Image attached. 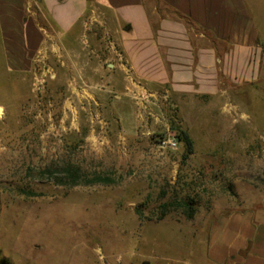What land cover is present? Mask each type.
I'll return each instance as SVG.
<instances>
[{
    "label": "rangeland",
    "instance_id": "1",
    "mask_svg": "<svg viewBox=\"0 0 264 264\" xmlns=\"http://www.w3.org/2000/svg\"><path fill=\"white\" fill-rule=\"evenodd\" d=\"M258 26L264 42V0ZM117 38L92 4L0 116V264H225L234 230L215 241L214 223L234 211L264 221V53L254 82L176 98L113 74ZM179 129L194 139L187 158ZM69 164L113 182L58 184Z\"/></svg>",
    "mask_w": 264,
    "mask_h": 264
},
{
    "label": "crops",
    "instance_id": "2",
    "mask_svg": "<svg viewBox=\"0 0 264 264\" xmlns=\"http://www.w3.org/2000/svg\"><path fill=\"white\" fill-rule=\"evenodd\" d=\"M156 1L163 8L151 0H0V94L9 95H0V106L7 110L21 99V86L49 41L74 36L95 3L114 16L118 49L108 65L139 91L158 87L176 98L204 100L226 92L227 84L257 80L264 53L261 0ZM229 227L230 251L219 261L264 264V221L234 211L214 223L220 231L214 240Z\"/></svg>",
    "mask_w": 264,
    "mask_h": 264
},
{
    "label": "trees",
    "instance_id": "3",
    "mask_svg": "<svg viewBox=\"0 0 264 264\" xmlns=\"http://www.w3.org/2000/svg\"><path fill=\"white\" fill-rule=\"evenodd\" d=\"M177 136L179 140L183 142L185 146V150H186L185 158H187L189 155L194 153V150H195L194 149V139L192 138L190 133L184 129H179V133ZM64 171L66 172L65 176H61L57 178L58 184L74 186V185H79V184H96V183H112L113 182L112 179L104 178V177H101L100 175H95L93 178L86 177L85 175L82 176L81 170L78 167L70 165V164L64 169ZM18 191L21 194H25L27 196H32V197L42 195V193L38 191H34L28 188L27 186L18 188ZM162 208L163 210L156 215L157 220H162L169 212L168 204H164ZM188 208H189V211L187 212V216L191 218L194 214V209L190 206H188ZM1 264H10V263L4 262Z\"/></svg>",
    "mask_w": 264,
    "mask_h": 264
},
{
    "label": "water",
    "instance_id": "4",
    "mask_svg": "<svg viewBox=\"0 0 264 264\" xmlns=\"http://www.w3.org/2000/svg\"><path fill=\"white\" fill-rule=\"evenodd\" d=\"M3 113H4V109H3V107H2V106H0V116H2V115H3ZM145 264H148V263H145Z\"/></svg>",
    "mask_w": 264,
    "mask_h": 264
}]
</instances>
